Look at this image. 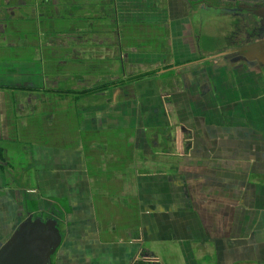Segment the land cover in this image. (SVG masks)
I'll list each match as a JSON object with an SVG mask.
<instances>
[{
	"label": "crops",
	"instance_id": "1",
	"mask_svg": "<svg viewBox=\"0 0 264 264\" xmlns=\"http://www.w3.org/2000/svg\"><path fill=\"white\" fill-rule=\"evenodd\" d=\"M261 1L0 0V245L31 215L51 264H264Z\"/></svg>",
	"mask_w": 264,
	"mask_h": 264
},
{
	"label": "water",
	"instance_id": "2",
	"mask_svg": "<svg viewBox=\"0 0 264 264\" xmlns=\"http://www.w3.org/2000/svg\"><path fill=\"white\" fill-rule=\"evenodd\" d=\"M234 52L247 56L253 65L254 60L259 61L258 66L264 65V40L251 41L237 47ZM60 240L54 219L29 215L0 245V264H51V256Z\"/></svg>",
	"mask_w": 264,
	"mask_h": 264
},
{
	"label": "flooded vegetation",
	"instance_id": "3",
	"mask_svg": "<svg viewBox=\"0 0 264 264\" xmlns=\"http://www.w3.org/2000/svg\"><path fill=\"white\" fill-rule=\"evenodd\" d=\"M252 15H255L256 20L252 23H250L251 25V33L250 35H252V40L253 42L255 41H262L264 40V0L254 4L252 10ZM250 41V42H251ZM237 55L239 54V52H235ZM254 60V59H253ZM255 63L254 65L258 66L260 65L257 60H254ZM262 67H264V65H261Z\"/></svg>",
	"mask_w": 264,
	"mask_h": 264
},
{
	"label": "trees",
	"instance_id": "4",
	"mask_svg": "<svg viewBox=\"0 0 264 264\" xmlns=\"http://www.w3.org/2000/svg\"><path fill=\"white\" fill-rule=\"evenodd\" d=\"M143 75H137L135 77H130L128 79H126L125 81H128V80H132V79H137L139 77H141ZM118 83H122V82H111V83H105V84H102V85H99V86H95V87H92V88H89V89H83V90H79V91H61L62 93H65V94H72L76 97H79V96H82V95H85V94H89V93H92V92H96V91H99V90H102V89H105L111 85H116ZM54 92L56 93V90H54Z\"/></svg>",
	"mask_w": 264,
	"mask_h": 264
},
{
	"label": "rangeland",
	"instance_id": "5",
	"mask_svg": "<svg viewBox=\"0 0 264 264\" xmlns=\"http://www.w3.org/2000/svg\"><path fill=\"white\" fill-rule=\"evenodd\" d=\"M255 20H256L255 15H250L249 22L252 23V22H254ZM240 34H241V32H240ZM248 38H249V37L247 36V39H248ZM110 83H111V82H110ZM50 92L56 94V93L54 92V90H51ZM52 256H53V255H52ZM52 256H51V259H52Z\"/></svg>",
	"mask_w": 264,
	"mask_h": 264
}]
</instances>
